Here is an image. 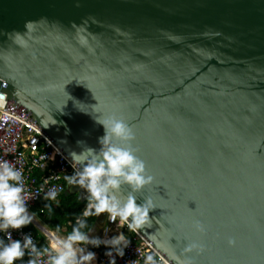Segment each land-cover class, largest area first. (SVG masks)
I'll use <instances>...</instances> for the list:
<instances>
[{
  "label": "water",
  "instance_id": "obj_1",
  "mask_svg": "<svg viewBox=\"0 0 264 264\" xmlns=\"http://www.w3.org/2000/svg\"><path fill=\"white\" fill-rule=\"evenodd\" d=\"M0 97L69 159L123 119L172 264H264V0H0Z\"/></svg>",
  "mask_w": 264,
  "mask_h": 264
},
{
  "label": "clouds",
  "instance_id": "obj_2",
  "mask_svg": "<svg viewBox=\"0 0 264 264\" xmlns=\"http://www.w3.org/2000/svg\"><path fill=\"white\" fill-rule=\"evenodd\" d=\"M96 122L104 129V135L98 138L99 149L77 141L81 150L69 153L73 172L63 177L68 186L86 192V206L74 216L70 231L65 233L60 225L56 226L50 247L38 246L30 233H23L20 239L12 238L10 230L25 228L33 222L36 214L29 210L23 170L0 159V233L7 236V239L0 238V264H17L26 255L29 257L26 264H95L96 254L89 249L101 245L107 249L104 255L109 258V264H116V257L124 256L130 240L123 232L107 238V228L102 239L94 234L96 230L89 218L107 214L109 221L118 222V227L127 226L131 232L138 231L150 221L151 202L137 204L135 193L150 184L152 177L132 146L135 139L132 128L115 116L107 120L96 119ZM125 186L129 194L121 199L116 193ZM59 195L60 189L53 186L43 193V199L56 202ZM45 207L51 214V204ZM194 228L204 231L200 221L194 223ZM228 243L232 245L235 241L230 239ZM193 250H202L201 245L193 242L184 249L185 252ZM143 264H158V260L154 254H146Z\"/></svg>",
  "mask_w": 264,
  "mask_h": 264
},
{
  "label": "built area",
  "instance_id": "obj_3",
  "mask_svg": "<svg viewBox=\"0 0 264 264\" xmlns=\"http://www.w3.org/2000/svg\"><path fill=\"white\" fill-rule=\"evenodd\" d=\"M0 159L8 160L23 170L29 210L36 205H41L44 209L50 201L43 199V193L53 186L60 189L58 200L65 192L64 175H71L73 172L71 160L31 119L29 112L23 106L2 97H0ZM117 223L109 221L105 214V223L100 233L101 238H105L104 229L107 228L109 229L107 238L123 232L130 240L124 256L116 257V264H132L133 261L136 264H143V257L146 254H154L158 264H172L139 231L131 232L127 226L118 227ZM10 231L13 239H20L23 233H30L37 245L39 244L38 235L25 228ZM41 235L44 244L50 247L51 237L46 233ZM0 238L7 239V236L0 233ZM105 251L106 248L104 253ZM28 259L26 255L21 261L26 264ZM95 263L109 264V258L104 254H97Z\"/></svg>",
  "mask_w": 264,
  "mask_h": 264
},
{
  "label": "trees",
  "instance_id": "obj_4",
  "mask_svg": "<svg viewBox=\"0 0 264 264\" xmlns=\"http://www.w3.org/2000/svg\"><path fill=\"white\" fill-rule=\"evenodd\" d=\"M86 203H81L77 200L75 195L63 193L57 202L49 203L52 206V213L49 214L47 208L38 210L36 207L34 213L36 218L44 224L50 231H54L57 225H60L63 232L70 231L71 222L75 215L80 214L86 206ZM90 224L95 227V233L99 236L101 229L103 227V215L99 217H90ZM26 230L38 235L39 244L38 246H44V238L38 233V231L29 224L25 227ZM55 232V231H54ZM89 250L96 252L99 255L104 254V246L101 245L99 248H90Z\"/></svg>",
  "mask_w": 264,
  "mask_h": 264
},
{
  "label": "crops",
  "instance_id": "obj_5",
  "mask_svg": "<svg viewBox=\"0 0 264 264\" xmlns=\"http://www.w3.org/2000/svg\"><path fill=\"white\" fill-rule=\"evenodd\" d=\"M65 193V192H64ZM57 202V201H56ZM55 203V202H54ZM38 210H42V208H40L41 207V205H36L35 206ZM35 207H33L31 210H30V212H33L34 211V209H35ZM34 213V212H33ZM36 217V216H35ZM34 222H37L36 221V219H34L33 220ZM34 222H32V226L37 230V226L34 224ZM41 223V222H40ZM104 223H105V214H103V225H104ZM44 225V224H43ZM41 226V225H40ZM42 228H44V229H47L48 231H50L46 226L45 227H43L42 226ZM50 232H52L54 235H55V232L54 231H50ZM101 233V232H100ZM41 235V234H40ZM99 236L101 237V235L99 234ZM44 241V240H43ZM95 254L97 255V253L95 252ZM19 264H23V262L21 261V262H19Z\"/></svg>",
  "mask_w": 264,
  "mask_h": 264
},
{
  "label": "bare ground",
  "instance_id": "obj_6",
  "mask_svg": "<svg viewBox=\"0 0 264 264\" xmlns=\"http://www.w3.org/2000/svg\"><path fill=\"white\" fill-rule=\"evenodd\" d=\"M34 224L37 226V228H39L40 230H42L43 233H46L48 236H50L51 237V240L55 236L52 232L48 231L47 229L42 228V226H40L37 222H34ZM50 246H51V241H50Z\"/></svg>",
  "mask_w": 264,
  "mask_h": 264
},
{
  "label": "rangeland",
  "instance_id": "obj_7",
  "mask_svg": "<svg viewBox=\"0 0 264 264\" xmlns=\"http://www.w3.org/2000/svg\"><path fill=\"white\" fill-rule=\"evenodd\" d=\"M50 203H52V202H50ZM48 204H49V203H48ZM40 208H41V207H40ZM35 219H36V221H37V223H38L39 225L45 227V225H43L42 223H40V221H39L36 217H35ZM31 225H32V223H31ZM37 231H38L39 234L43 233V231L40 230L39 228H37ZM55 235H56V233H55Z\"/></svg>",
  "mask_w": 264,
  "mask_h": 264
}]
</instances>
